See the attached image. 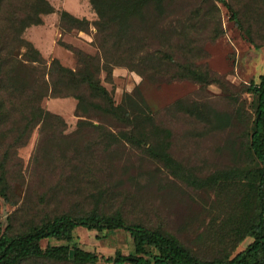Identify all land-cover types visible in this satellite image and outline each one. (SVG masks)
I'll return each instance as SVG.
<instances>
[{
    "label": "rangeland",
    "instance_id": "rangeland-1",
    "mask_svg": "<svg viewBox=\"0 0 264 264\" xmlns=\"http://www.w3.org/2000/svg\"><path fill=\"white\" fill-rule=\"evenodd\" d=\"M49 1L56 12L43 16V25L28 28L24 38L42 54L47 67L57 58L65 67L78 70L80 64L75 53L60 41L89 55L100 54L93 45L96 34L93 23L98 16L89 0ZM229 2L239 12L244 28L251 31L250 36L236 26L224 4L212 0H182L174 3L163 19L159 33L168 31L164 33L163 45L152 39L148 49H174L177 60L208 68L229 84L230 92L218 84L205 86L190 79L173 78V72L167 68L143 78L126 67H115L112 83L107 82L105 72L100 74L102 84L112 92L116 104L122 102L125 93L136 94L139 88L138 93L150 106L156 123L171 131L172 156L199 177L231 165L234 155L227 145L233 143L235 133L232 128L220 129L217 124L225 123L221 116L229 119L233 114L236 106L232 93L237 94L251 81L259 82L264 74V18L257 17V10L264 14V1ZM197 9L199 13L195 15ZM61 10L88 19L92 23L89 32L72 29L62 33ZM174 29L181 36L172 39L174 36L169 34ZM183 33L185 38H182ZM239 97L240 105L250 109L252 95L241 93ZM178 101L188 105L197 103L199 111L209 118L198 120L194 115L177 110ZM77 103L74 97L45 98L43 108L61 116L66 127L53 129L51 125L42 127L39 123L27 142L10 153L9 189L6 197L0 195V235L5 231L10 235L25 232L49 216L90 208L88 194L92 180L97 178L109 192L116 194L113 201L106 200L102 205L106 213L121 210L131 223L169 233L193 252L215 254L216 249L210 247L213 234L219 230L220 222L233 218L238 208L235 188L195 189L169 175L161 164L130 144L121 142L110 151L105 145L97 146L93 124L112 131L123 130V127L98 111L77 116ZM80 120H85L86 124L80 127ZM14 126L8 124L3 129L8 135L0 138V148L12 143ZM82 160L99 161L102 170L95 169L92 173ZM74 234L71 246L79 245L101 256L113 257L117 251L126 255L134 252L133 240L123 230L96 232L78 228ZM250 241L246 239L238 250L244 249ZM62 244L66 242L44 240L42 247Z\"/></svg>",
    "mask_w": 264,
    "mask_h": 264
},
{
    "label": "trees",
    "instance_id": "trees-1",
    "mask_svg": "<svg viewBox=\"0 0 264 264\" xmlns=\"http://www.w3.org/2000/svg\"><path fill=\"white\" fill-rule=\"evenodd\" d=\"M180 1L89 0L98 16L93 23L96 28L93 45L100 54L89 55L60 41L79 61L80 68L73 70L57 58L47 67L42 54L24 38L28 28L44 24L43 16L56 12L49 0H0V138L8 135L3 130L8 124H15L11 129L15 134L12 143L0 148V195L6 197L9 189L7 164L13 149L22 147L39 123L42 127L51 125L53 129L66 127L61 116L43 108V100L74 97L78 101L77 116L98 111L123 127L112 131L91 124L98 137L97 146L105 145L110 151L121 142L130 144L161 164L169 175L195 189L235 188L238 208L233 218L220 222L210 243L217 252H193L169 233L129 222L121 210L106 213L102 205L106 200L113 201L116 194L94 178L88 194L90 208L49 216L25 232L10 235L5 231L0 235V264H264V74L259 82L251 81L237 94L232 93L236 107L229 119L218 115L225 121L217 124L219 128L229 127L235 133L233 143L227 145L234 158L230 166L205 177H199L172 156L171 131L156 123L150 106L138 93L139 88L136 94L125 93L122 102L116 104L112 92L100 78L101 72H105L107 82L112 83L115 67H126L143 78L167 68L173 72V78L190 79L205 86L218 84L230 92L229 84L208 68L177 60L174 49H148L152 39L163 45L168 31L160 34L161 24L172 5ZM212 1L224 4L236 26L251 35L229 0ZM257 12L258 19L264 18V14ZM198 13L197 9L194 14ZM59 20L62 33L72 29L87 33L92 24L66 10L59 11ZM169 35L173 39L181 33L174 29ZM185 37L183 33L182 38ZM241 93L252 95L250 109L240 105ZM175 108L198 120L209 118L199 111L197 103L188 105L178 101ZM84 124L86 121L80 120L79 126ZM83 164L92 173L95 169L102 170L99 161L86 160ZM79 227L97 232L123 230L130 234L134 252L125 255L117 251L115 256L105 257L79 245L71 246L74 231ZM248 238L251 241L239 251V246ZM50 239L66 244L43 248L42 242Z\"/></svg>",
    "mask_w": 264,
    "mask_h": 264
},
{
    "label": "crops",
    "instance_id": "crops-1",
    "mask_svg": "<svg viewBox=\"0 0 264 264\" xmlns=\"http://www.w3.org/2000/svg\"><path fill=\"white\" fill-rule=\"evenodd\" d=\"M51 15V14H50ZM74 15V14H73ZM48 16V15H47ZM43 20H44V18H43ZM43 25V24H42ZM39 26V25H38ZM79 228H82V227H79ZM78 229V228H77ZM76 229V230H77ZM85 229V228H84ZM87 230V229H86ZM90 231V230H89ZM75 232V231H74ZM97 232V231H96ZM74 237H75V234H74ZM51 240V239H50ZM126 255V254H125ZM115 256V255H114Z\"/></svg>",
    "mask_w": 264,
    "mask_h": 264
}]
</instances>
